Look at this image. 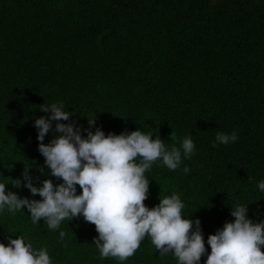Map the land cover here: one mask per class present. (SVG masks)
<instances>
[{
    "label": "trees",
    "instance_id": "obj_1",
    "mask_svg": "<svg viewBox=\"0 0 264 264\" xmlns=\"http://www.w3.org/2000/svg\"><path fill=\"white\" fill-rule=\"evenodd\" d=\"M53 103L72 114L61 123L84 138L99 128L139 129L169 148L193 140L194 154H182L175 171L158 160L145 172L144 203L180 196L184 218L200 220V264L208 236L234 222L237 203L253 223L264 222V0H0V183L20 198L41 199L23 186L25 166L36 187L63 182L45 165L34 126ZM56 123L45 144L61 135ZM233 131L236 142L211 146L217 132ZM18 178L19 188L11 184ZM10 236L47 249L52 264H178L147 236L129 259H101L95 226L82 216L50 230L26 208L5 210L0 243Z\"/></svg>",
    "mask_w": 264,
    "mask_h": 264
},
{
    "label": "clouds",
    "instance_id": "obj_2",
    "mask_svg": "<svg viewBox=\"0 0 264 264\" xmlns=\"http://www.w3.org/2000/svg\"><path fill=\"white\" fill-rule=\"evenodd\" d=\"M62 103H53L40 108L51 113L49 117L35 120L40 142L38 151L45 158V165L51 175L63 182L54 185L45 179L41 187L32 183L29 168L22 173L24 184L33 196L41 199L20 198L7 191L6 184L0 183V212L16 213L25 208L33 224L41 220L50 230H57L64 220L76 217L95 226L98 237L93 244L99 250L100 258H116L125 261L132 257L145 237H149L161 257L172 254L178 264H200L206 253L200 220L184 218L185 205L178 194L159 198V204L149 208V181L145 172L158 160L169 170L175 171L183 154L191 158L195 144L185 137L180 147H167L159 136L145 134L137 129L119 135L105 133L99 128L87 137L74 124H64L72 115L64 111ZM52 121L57 122L55 131L60 136L45 144V136L52 130ZM89 126L95 124L88 120ZM170 139L175 142L176 135ZM238 139L237 133L217 132L215 148ZM139 159V163H137ZM185 172L189 169L185 167ZM21 180L11 183L21 187ZM77 185L82 190L77 194ZM264 192V181L258 183ZM248 207L237 203L232 207L234 222H225L223 228L207 238L210 254L205 264H264V222L253 223L247 217ZM195 228V230H193ZM66 233L59 232L63 240ZM8 244L0 243V264H52L47 249L34 248L25 242L24 236L8 238Z\"/></svg>",
    "mask_w": 264,
    "mask_h": 264
}]
</instances>
